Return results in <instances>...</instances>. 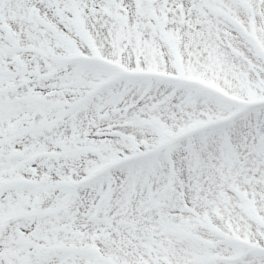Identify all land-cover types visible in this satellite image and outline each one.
Listing matches in <instances>:
<instances>
[{
    "label": "snow or ice",
    "instance_id": "snow-or-ice-1",
    "mask_svg": "<svg viewBox=\"0 0 264 264\" xmlns=\"http://www.w3.org/2000/svg\"><path fill=\"white\" fill-rule=\"evenodd\" d=\"M0 264H264V0H0Z\"/></svg>",
    "mask_w": 264,
    "mask_h": 264
}]
</instances>
